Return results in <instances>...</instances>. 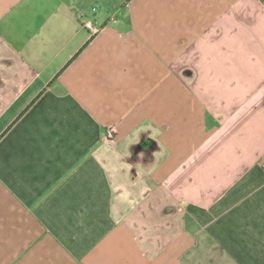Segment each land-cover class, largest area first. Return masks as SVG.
<instances>
[{
  "label": "crops",
  "instance_id": "obj_1",
  "mask_svg": "<svg viewBox=\"0 0 264 264\" xmlns=\"http://www.w3.org/2000/svg\"><path fill=\"white\" fill-rule=\"evenodd\" d=\"M0 264H264V0H0Z\"/></svg>",
  "mask_w": 264,
  "mask_h": 264
},
{
  "label": "built area",
  "instance_id": "obj_2",
  "mask_svg": "<svg viewBox=\"0 0 264 264\" xmlns=\"http://www.w3.org/2000/svg\"><path fill=\"white\" fill-rule=\"evenodd\" d=\"M84 26L90 30L92 36L98 34L102 30V26L96 25L92 20H86Z\"/></svg>",
  "mask_w": 264,
  "mask_h": 264
}]
</instances>
